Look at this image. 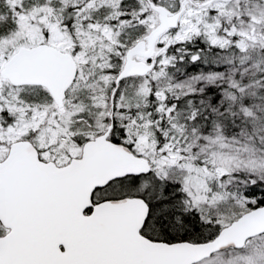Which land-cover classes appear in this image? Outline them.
Here are the masks:
<instances>
[{
    "label": "snow or ice",
    "instance_id": "snow-or-ice-1",
    "mask_svg": "<svg viewBox=\"0 0 264 264\" xmlns=\"http://www.w3.org/2000/svg\"><path fill=\"white\" fill-rule=\"evenodd\" d=\"M0 264H264V0H0Z\"/></svg>",
    "mask_w": 264,
    "mask_h": 264
}]
</instances>
